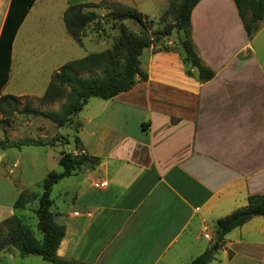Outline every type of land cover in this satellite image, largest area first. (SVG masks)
Listing matches in <instances>:
<instances>
[{
	"label": "crops",
	"instance_id": "1",
	"mask_svg": "<svg viewBox=\"0 0 264 264\" xmlns=\"http://www.w3.org/2000/svg\"><path fill=\"white\" fill-rule=\"evenodd\" d=\"M101 1L0 0V98L33 99V108L54 111L59 100L41 99L53 74L69 61L61 50L70 37L65 11ZM133 5L142 12V3ZM191 22L196 52L215 72L212 80L200 82L197 71L188 76L177 49L157 48L172 43L165 39L143 52L148 81L111 100L90 99L72 125L49 120L48 128L24 119L7 128L11 143L47 145L0 149L1 158L18 150L20 160L24 148L55 149L69 145L70 138L75 144L70 153L100 158L94 169L82 167L56 184L66 198L52 207L55 221L66 227L60 258L73 264H190L217 245L218 219L264 194V20L249 38L234 0H201ZM89 33L82 45L73 41L81 47L93 43ZM41 60L38 72L28 66ZM63 128L72 131L68 138ZM62 153L55 158L58 165ZM27 155L40 161L42 176L50 172L47 151ZM11 184L18 196L25 191ZM14 203L1 207L0 224L16 215ZM4 256L34 257L13 249L2 251ZM210 264H264V217L230 232Z\"/></svg>",
	"mask_w": 264,
	"mask_h": 264
},
{
	"label": "trees",
	"instance_id": "2",
	"mask_svg": "<svg viewBox=\"0 0 264 264\" xmlns=\"http://www.w3.org/2000/svg\"><path fill=\"white\" fill-rule=\"evenodd\" d=\"M201 0H170L175 15L174 23H166L162 29L151 31L147 25L146 16L138 8L119 2L103 0L99 3H84L70 6L64 14V22L70 37L82 45V40L93 30H105L110 22L131 21L138 26V32H130L121 26V32L111 48L100 53H92L84 58L67 62L58 72L53 74L51 83L41 99L42 103H53L65 97V88L70 89L66 102L59 114L44 112L33 107L20 106L22 98L6 95L0 98V113L4 120L0 128L7 132L9 118L15 114H25L42 117L56 123L59 127L72 125L74 118L82 112L92 98L111 100L116 96L132 90L138 82L148 81V73L142 69L141 57L143 52L172 36L173 31L183 32L177 48H162V50L177 49L185 65L186 74L194 76L198 73L200 82H208L215 77V72L206 67L198 56L194 41L191 37V16L194 8ZM239 16L244 24L249 38H253L260 30L264 20V0H234ZM107 10L100 15L96 10ZM168 12H166L167 14ZM165 23V17L160 20ZM161 50V49H160ZM5 126H2V125ZM80 124L75 127L78 132ZM79 149L80 139L75 137ZM42 141L23 140L15 143H0V149L21 148L23 146H45ZM100 158L86 154L75 155L62 153L59 165L62 172H50L43 180V192L27 194L23 191L14 203V209L26 210L32 202L38 205L34 214L38 218L36 232L24 216L15 215L5 220L1 225L7 227L6 237L0 239V253L6 249L18 251L21 256H40L52 264H73L60 258L57 254L62 240L66 235V227L55 221L52 212L54 201L51 194L53 187L61 180L73 176L82 167H97ZM264 217V194L253 195L248 199V205L235 210L228 216L216 222L215 245L190 264H210L223 244L225 237L238 227L243 226L254 217ZM0 225V226H1ZM1 234V233H0Z\"/></svg>",
	"mask_w": 264,
	"mask_h": 264
},
{
	"label": "rangeland",
	"instance_id": "3",
	"mask_svg": "<svg viewBox=\"0 0 264 264\" xmlns=\"http://www.w3.org/2000/svg\"><path fill=\"white\" fill-rule=\"evenodd\" d=\"M108 1H114V2H119L121 4L124 5H128V6H133L134 2H139L142 3L141 5V10L144 13V16H146V20H147V25L150 28L151 31H156L159 29H162L166 23H174L175 22V15H174V11H173V6H171V2L170 0H108ZM166 8V9H164ZM100 15H105L107 13V10L103 9V8H99L96 10ZM166 12H168L166 14ZM162 17H165V23H162L160 20ZM121 26L124 27L125 29H127L130 32H138V26L135 25L133 22L131 21H123V22H110L109 25L105 26V30L100 29V30H93L91 29V31H93L96 35H92V33H89L88 38L92 41L95 40L93 43L92 42H85L86 44H84V47L78 46L71 37H68L69 40V45L67 44L68 47L63 46V49H61L63 51V53H66V58H68L69 61L72 60H76V59H81L86 57L89 54L92 53H100L105 51L108 48H111L114 44V42L116 41L117 37L119 36L120 32H121ZM100 34V36H97V34ZM184 37L183 32H178L176 30L173 31V34L170 38H168L170 41H172L171 44H165L164 42L161 43L160 45H157L158 49H162V48H177L178 47V42L179 39ZM99 39V40H98ZM37 50L36 47H33V51ZM30 61V60H29ZM68 61V62H69ZM44 61H36V62H32V65H28V66H32V70L34 72H38L39 67L43 65ZM47 62V66H50V64ZM53 66H55L54 63H52ZM51 65V67L53 68V66ZM19 67V66H18ZM70 89L68 87L65 88V97L63 99H60L57 104H54V111H47L50 113H54V114H59L61 108L64 106L65 102H66V98L67 95L69 94ZM35 100L33 99H22L20 101V106L21 107H25V106H31L34 107ZM95 101L97 102H102L104 100H101L99 98H93V102ZM42 103V102H41ZM43 106V105H41ZM53 106V105H52ZM51 107V106H49ZM39 110V109H38ZM88 108L85 109L86 114H88ZM84 114V115H86ZM19 115V116H17ZM84 115H82L84 117ZM81 116V117H82ZM24 119H28L29 121H35L37 123H45L44 125L48 127L47 122H50L48 119L42 118V117H31L25 114H20V113H15L13 114L10 118H9V125H7L9 128L11 126V121H13V123H15L16 125L20 124V121L23 122ZM53 123V122H52ZM2 126H5L4 124ZM6 128V129H7ZM49 128V127H48ZM74 129V131L76 132L75 128H72V130ZM48 130V129H47ZM52 130V128H51ZM8 131V129H7ZM46 131V130H45ZM72 132L69 128H63L61 133L63 135H65L66 138L67 137V133L68 134H72L70 132ZM73 131V132H74ZM4 131L0 128V143H6L9 142V139L6 137V133H5V139L2 138V133ZM22 136H26V135H22ZM4 140V141H3ZM70 144H61L59 145V147H55V149L53 148H24L26 152H24L25 154L22 156V158H20V160H18V158L20 156H15L18 150H11L10 155L11 156H7L6 158H1L0 157V218H2V212L5 214V209H7V207L13 206V203L17 200V189L14 188V186H12V182H14L17 186H19L21 189L25 188V192L27 194H36L38 197L42 194L43 192V180L44 178L52 171L55 172H62L63 169L60 165H58V162L55 161V158L57 156V154L59 153V151H63L66 153H70L73 150H75V144L73 142V138H70ZM75 140V139H74ZM76 147L77 144H76ZM77 149V148H76ZM80 149V146H79ZM29 151H33L34 153L40 154L43 153L45 151L48 152V156H46V160H45V168L49 169V173L45 176H42V169L40 167V165H38L40 163V161H34L33 159H30V157L28 158L27 153ZM1 154V152H0ZM82 153L79 152L78 155H81ZM18 160V163L16 164ZM44 160V159H43ZM33 163L35 166V169H32L29 167V163ZM87 168H95V167H90L87 166ZM52 200L56 203V205H61L62 201H63V196H62V188L59 185H56L53 187L52 190V194H51ZM66 199V198H64ZM38 202H32L30 204V207L26 210H15V214L18 216H24L25 218H27V222L29 223V225L32 227V229L36 232V235L38 238L41 237V235L39 234V232L37 231V224H38V218L37 216L34 214V210L37 207ZM4 207L5 209L2 211V208ZM54 210V208H53ZM1 225V224H0ZM0 239L6 237L7 235V227L5 226H0ZM34 259H37V261H39V264H46L45 262H43L42 258H40L39 256L33 257ZM33 258H22L17 256L14 261L12 260H8L7 256H4V258H0V264H33L31 262L30 259ZM50 263V262H49ZM48 263V264H49Z\"/></svg>",
	"mask_w": 264,
	"mask_h": 264
},
{
	"label": "built area",
	"instance_id": "4",
	"mask_svg": "<svg viewBox=\"0 0 264 264\" xmlns=\"http://www.w3.org/2000/svg\"><path fill=\"white\" fill-rule=\"evenodd\" d=\"M106 183H102L101 185L104 186ZM206 238H209V235H206ZM210 239V238H209Z\"/></svg>",
	"mask_w": 264,
	"mask_h": 264
},
{
	"label": "water",
	"instance_id": "5",
	"mask_svg": "<svg viewBox=\"0 0 264 264\" xmlns=\"http://www.w3.org/2000/svg\"><path fill=\"white\" fill-rule=\"evenodd\" d=\"M218 248V244L215 246V249H217Z\"/></svg>",
	"mask_w": 264,
	"mask_h": 264
}]
</instances>
